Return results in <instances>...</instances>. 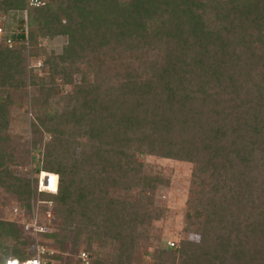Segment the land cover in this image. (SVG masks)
<instances>
[{
	"label": "trees",
	"instance_id": "16d2710c",
	"mask_svg": "<svg viewBox=\"0 0 264 264\" xmlns=\"http://www.w3.org/2000/svg\"><path fill=\"white\" fill-rule=\"evenodd\" d=\"M41 1L0 0V17L26 11L27 26L12 48L0 40V186L27 207L33 191L52 201L63 233H44L62 251L82 242L90 264H264V0ZM55 36L67 42L41 50L38 77L28 46ZM27 75L38 87L31 148L51 137L37 170L58 176L56 192L10 165V108ZM140 155L193 164L184 230L198 240L160 246L153 195L164 179ZM21 245L0 218V264L33 259Z\"/></svg>",
	"mask_w": 264,
	"mask_h": 264
},
{
	"label": "rangeland",
	"instance_id": "374dc122",
	"mask_svg": "<svg viewBox=\"0 0 264 264\" xmlns=\"http://www.w3.org/2000/svg\"><path fill=\"white\" fill-rule=\"evenodd\" d=\"M0 22L3 28L0 40L7 35L14 37L21 30L25 32V11L11 12L5 17L1 16ZM66 42V36L39 38L38 44L33 47L28 46L30 50L26 51L25 57L28 69H35L38 77L46 78L47 74L42 70L44 54L40 55L41 50L44 49L49 54H59ZM75 79L77 80L78 76H75ZM27 82L29 84L24 89L25 92L17 96L18 104H14L10 108V126L8 130L10 140L8 145L15 156V159L10 163L11 168L17 175H25L30 179H34L42 171L37 169L42 167L44 163L43 145L51 137L45 133L41 137L39 145L41 147L39 149L31 148L33 133L30 122L34 120V112L30 104L32 97L38 95V87L30 84L28 75ZM69 89L70 86L66 85L62 88V92L65 93ZM138 159L144 163L149 173L161 176L164 179L163 183L157 186L153 195L155 205L164 209V215L160 219L154 220L152 229V233L160 238V246L175 248L181 239L198 240L196 234L184 230V214L192 186L193 164L170 157L152 155H140ZM33 184L34 181L31 182L32 187ZM29 203V207L23 205L9 189L0 186V218L13 221L17 225V229L25 241V245H21V249L25 248L32 253L34 252L33 258H37L40 263L62 264L68 258L75 261L79 257L85 264H90L94 253L86 250L82 242L80 247L74 250L70 238L63 244L62 247L65 251H62L55 240L46 235L52 231L63 233L61 230H56L61 224V219L54 211V203L39 196L34 191ZM97 241V238L93 239V250L98 251L97 253H103L104 250L97 248ZM153 249L154 247L151 246L148 251ZM82 252L85 254L82 255ZM50 255L53 256L50 257ZM57 256H62V258H57ZM150 261L151 257L147 255L138 264H150Z\"/></svg>",
	"mask_w": 264,
	"mask_h": 264
},
{
	"label": "built area",
	"instance_id": "2783aa9c",
	"mask_svg": "<svg viewBox=\"0 0 264 264\" xmlns=\"http://www.w3.org/2000/svg\"><path fill=\"white\" fill-rule=\"evenodd\" d=\"M28 7H38L43 5L44 2L41 0H26ZM26 13V11H25ZM3 28L0 26V34H2ZM25 34L27 37V26L25 28ZM4 38L5 43L7 44L8 48H12L14 46L12 36L7 35ZM58 184V176L56 174L50 172H43L40 171L37 182H36V189L37 191H46V192H56ZM85 253L82 252V255ZM28 264H41L37 258H33L31 260L26 261Z\"/></svg>",
	"mask_w": 264,
	"mask_h": 264
},
{
	"label": "bare ground",
	"instance_id": "6f19581e",
	"mask_svg": "<svg viewBox=\"0 0 264 264\" xmlns=\"http://www.w3.org/2000/svg\"><path fill=\"white\" fill-rule=\"evenodd\" d=\"M9 264H21L20 262H18L17 260L11 261ZM28 264V263H27Z\"/></svg>",
	"mask_w": 264,
	"mask_h": 264
},
{
	"label": "clouds",
	"instance_id": "9594fccd",
	"mask_svg": "<svg viewBox=\"0 0 264 264\" xmlns=\"http://www.w3.org/2000/svg\"><path fill=\"white\" fill-rule=\"evenodd\" d=\"M54 174V173H53ZM9 263V262H8Z\"/></svg>",
	"mask_w": 264,
	"mask_h": 264
}]
</instances>
